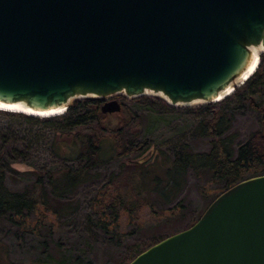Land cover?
<instances>
[{
    "label": "water",
    "instance_id": "obj_1",
    "mask_svg": "<svg viewBox=\"0 0 264 264\" xmlns=\"http://www.w3.org/2000/svg\"><path fill=\"white\" fill-rule=\"evenodd\" d=\"M254 48L260 58L264 0H0V104L52 112L97 98L118 113L117 95L216 103L244 84ZM128 264H264V174Z\"/></svg>",
    "mask_w": 264,
    "mask_h": 264
},
{
    "label": "trees",
    "instance_id": "obj_2",
    "mask_svg": "<svg viewBox=\"0 0 264 264\" xmlns=\"http://www.w3.org/2000/svg\"><path fill=\"white\" fill-rule=\"evenodd\" d=\"M115 98L126 100L121 95ZM136 100L174 108L160 96L145 95ZM235 101L258 112L262 119L261 128L237 149L229 133L238 108L231 106ZM103 103L97 98L77 99L67 111L52 116L0 108V115L8 121L0 127V219L15 227L19 242L33 237L40 244L37 255L20 263H93L82 254L70 253L63 225L78 207L72 195L107 163L121 161L119 170L111 171L90 199L91 222L118 247L148 229L186 217V204L180 195L189 170L209 175L212 183L220 184L210 202L238 182L264 174V52L244 84L221 101L197 108L203 115L194 134L208 139L210 148L206 151H195L182 142L173 156L157 159L152 151L144 157L152 147L141 140L142 130L136 128L143 115L123 103L114 116L102 111ZM43 148L66 164L36 166L34 156ZM160 240L130 244L120 264H128ZM4 250L0 240V263H9Z\"/></svg>",
    "mask_w": 264,
    "mask_h": 264
},
{
    "label": "rangeland",
    "instance_id": "obj_3",
    "mask_svg": "<svg viewBox=\"0 0 264 264\" xmlns=\"http://www.w3.org/2000/svg\"><path fill=\"white\" fill-rule=\"evenodd\" d=\"M137 98L139 97L118 100L143 115L142 122L137 124L136 128L142 130L141 140H147L148 148L152 147L155 153L153 158H165L164 155L173 156L182 142L188 143L195 151H206L210 148L208 139L194 134L196 122L203 115L202 110L197 108L207 103L196 102L170 109L153 101L136 100ZM235 105L238 108L235 110V119L229 133L233 135L234 146L237 149L253 131L261 128L262 119L258 112L251 110L247 105L237 101L232 102L231 106ZM225 108L231 109L227 106ZM111 114L116 115V113ZM7 122L4 115H0V127ZM36 153L33 162L38 167L55 168L66 164L65 160L50 156L45 148ZM120 162L117 160L103 165L95 172L91 181L78 188L72 195L78 207L73 214L65 218L63 225L65 241L70 253L82 254L86 260L91 259L92 264H120L130 244L150 243L188 228L201 217L215 193L220 191V184L212 183L209 175H198L193 170H189L186 187L180 195L186 204V217L181 221L162 224L157 229H148L118 247L109 243L106 236L92 224L93 212L90 199L108 180L111 171L119 170ZM9 183L13 186L11 181ZM0 240L5 246L4 255L9 263H20L37 255L40 249L38 240L33 237L19 242L15 236V227L5 218L0 219ZM54 253L58 255V251Z\"/></svg>",
    "mask_w": 264,
    "mask_h": 264
},
{
    "label": "bare ground",
    "instance_id": "obj_4",
    "mask_svg": "<svg viewBox=\"0 0 264 264\" xmlns=\"http://www.w3.org/2000/svg\"><path fill=\"white\" fill-rule=\"evenodd\" d=\"M259 51H260L259 48H254V54H255L254 60H253V62L251 64L249 70L246 71V73L244 74V77L242 78V81H246L256 71V69H257V67L259 65V62H260ZM232 92H233V89L230 88L225 93H222L220 98H218V99H221L224 96L229 95ZM0 108L7 109V110H19V111H23V112L30 113V114H33V115H39V116L58 115V114H61V113L66 111L65 109H61V110L52 111V112H34L31 109H28V108H26V107H24L22 105H2V104H0Z\"/></svg>",
    "mask_w": 264,
    "mask_h": 264
}]
</instances>
